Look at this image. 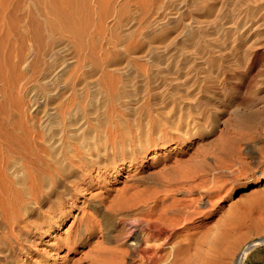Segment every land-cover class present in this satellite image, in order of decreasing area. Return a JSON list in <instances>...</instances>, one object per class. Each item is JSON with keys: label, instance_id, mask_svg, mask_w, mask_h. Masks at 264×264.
<instances>
[{"label": "bare ground", "instance_id": "bare-ground-1", "mask_svg": "<svg viewBox=\"0 0 264 264\" xmlns=\"http://www.w3.org/2000/svg\"><path fill=\"white\" fill-rule=\"evenodd\" d=\"M229 2L29 0L25 31L20 26L21 3L14 12L7 9L0 16V254L5 261L26 249L46 260L51 251L58 254L66 249L73 254L76 247H84L85 238L91 237L86 210L74 216L66 237H52L54 242L48 244L43 231L46 226L58 230L73 217L68 200L78 199L77 182L89 178L94 168L113 170L126 162L133 167L158 142L165 147L190 138L191 128L199 123V117L191 115L196 97L136 96L129 84L142 78L132 71L151 68L156 71L154 79L176 73L171 69L180 62L198 63L202 55L207 93H211L216 87L214 70L229 57L228 42L240 43V35L264 26V0H239L238 9L229 8ZM22 33L24 37L12 38ZM243 43L247 45L246 40ZM252 116L241 115L235 123L257 122ZM164 128L168 133L163 136ZM156 202L139 209L143 217L139 225L135 222L129 241L144 264H160L166 244L161 238L167 228L155 218ZM171 224L167 227L175 228ZM147 232L152 239L143 238ZM224 239L211 243L210 249L201 242L196 258L182 264H220ZM28 242L35 245L27 247ZM257 244H264V239L243 248L236 264H242ZM38 245L46 251L40 252ZM87 261L93 258L88 256Z\"/></svg>", "mask_w": 264, "mask_h": 264}, {"label": "rangeland", "instance_id": "rangeland-1", "mask_svg": "<svg viewBox=\"0 0 264 264\" xmlns=\"http://www.w3.org/2000/svg\"><path fill=\"white\" fill-rule=\"evenodd\" d=\"M18 3L23 6L19 15L22 18L21 30L25 31L29 0H0V16L7 14V9L14 12ZM238 3L239 0H230L228 6L238 9ZM260 31L264 33V26L256 33L248 31L244 36L240 35V43L232 41L236 45L228 42L226 52L227 55L230 52L229 57L214 70L216 83L213 87H216H212L211 93H207L208 83L206 75L203 74L207 71V64L206 59H199L204 58L202 55L198 56V63L188 60L186 63L174 65L171 70L176 73H168V80L166 76L152 79L156 71L153 72L151 68H134L132 73L136 72L142 78L129 84L131 93L134 92L136 96H164L166 93L165 96L196 97L194 107L197 112L192 111L191 115L199 117V123L192 127L194 129L191 128L190 138L181 143L172 141L165 147L158 142L157 146L151 148L133 167L128 168L129 162H126L124 165L118 163L113 170L94 168L89 178L77 182L81 185L78 199L68 200V211L73 217L58 230L46 226L43 231L47 232L44 238L48 237V244L53 243L55 237H66L74 216L81 215L80 211L86 210L91 221H85V225L88 226L91 237L85 238L84 247H76L73 254H68L66 249L58 254L51 251L46 260L27 249L19 255L15 253L10 256L8 261L0 254V264H144L129 241L134 233V224L139 225V219L143 217L142 209L144 206L154 205V201H157L155 216H158L155 218L161 219L160 225L166 227L169 232L166 230L161 238L166 244L162 247L160 264H182L186 260H193L196 258L195 249L202 247L199 246L201 242L206 243L207 248L216 241H223L224 237L226 245L222 244L220 247L225 251L221 252L222 256L217 261H221L220 264H236L243 248L264 239V34ZM16 35L12 38L24 37V33ZM245 40L247 45L242 46ZM203 69L206 70L203 72ZM141 71L144 72L143 75ZM165 80L166 82H163ZM193 86H196V89ZM141 87H145L146 91ZM22 97L24 99H20L25 101L26 96ZM236 114L239 117L235 116ZM259 114L261 116H258ZM28 115L27 117H31ZM241 115L243 118L252 119L254 115L257 120H251L257 122L237 125L235 122ZM167 131L168 129L164 128L162 135L167 134ZM101 133L99 130V134ZM149 137L153 139L154 136ZM173 139L177 140L178 136H173ZM239 166L246 168L243 173L238 172ZM171 223L175 228L169 226V230L167 225H172ZM169 235L171 238L168 239ZM150 236L147 232L143 238L150 240ZM34 240L35 238H32L31 241ZM226 241H229L230 245ZM32 243L28 242L26 246L35 245ZM255 246L247 253L242 264H264V244ZM37 247L40 252L46 251L45 246ZM209 247L207 249H210ZM88 256L93 258L91 263L87 261ZM193 256L195 258H191Z\"/></svg>", "mask_w": 264, "mask_h": 264}]
</instances>
